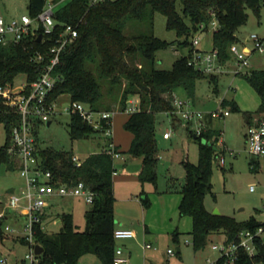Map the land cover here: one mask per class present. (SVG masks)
Here are the masks:
<instances>
[{"label":"trees","instance_id":"trees-1","mask_svg":"<svg viewBox=\"0 0 264 264\" xmlns=\"http://www.w3.org/2000/svg\"><path fill=\"white\" fill-rule=\"evenodd\" d=\"M46 3L47 0H28V15L36 19ZM263 6L264 0H107L92 6L89 0H70L55 12L56 31L46 38V44L30 37L19 44H0V85L12 83L20 76L26 77L29 83L36 80L48 64L46 53L54 38L65 25H77L78 37L65 47L60 64L54 69V74L62 77L63 81L56 86L52 98L66 95L70 102L83 103L98 112H124L129 100L136 98L139 110L131 114L124 125L133 135L128 153L130 158L142 159L138 175L140 182L155 183L158 162L156 115L173 110V96L178 91H183L188 99L194 101L197 82L203 78H208L217 93L218 76L205 75L188 65L193 51V36L199 31L209 30L215 21L213 49L218 51L221 63L226 64L232 60V48L238 41L237 30L247 21L246 10L258 12ZM156 13L164 15L167 30L182 39L177 44L178 48L188 49L187 56L177 60L170 71L156 69V52L167 49L171 43L153 34H124L128 21L151 25ZM35 50L46 55L44 62L31 60ZM239 76H243L257 92L260 109L264 113V70H252L249 75ZM221 105L239 111L234 101L223 99ZM251 119L249 116L248 124ZM18 122V115L3 109L0 125L4 126L7 136L0 147V164L9 168H14L15 163L7 149L11 144L12 128ZM68 132L71 140L79 141L99 131L79 115L72 114ZM220 134V130L212 126V120L208 121L207 129L200 136L188 132V139L198 144V161L196 164L182 163L185 182L180 191L179 211L181 216H190L193 220L190 234L195 252L205 248L212 233H225L229 243L237 241L241 232L254 231L260 225L255 219L240 224L234 218L215 215L205 208L204 198L211 191L212 165L220 156L217 152ZM72 156V152L51 148L39 150L42 166L53 173L59 184L83 182L94 193V201L86 214L83 231L78 230L71 214L63 213L58 232H37L35 241L45 249L41 262L78 264L80 257L93 254L102 264H113L118 246L114 239V159L103 149L91 154L80 167H76ZM253 163V159L249 158L250 168ZM140 200L143 206L149 205L147 199ZM6 238L0 230V242ZM20 243L25 244L23 240ZM224 263L225 260L220 257L215 262ZM257 263L264 264L262 239L258 241V252L254 256L249 257L240 251L234 264Z\"/></svg>","mask_w":264,"mask_h":264},{"label":"rangeland","instance_id":"rangeland-1","mask_svg":"<svg viewBox=\"0 0 264 264\" xmlns=\"http://www.w3.org/2000/svg\"><path fill=\"white\" fill-rule=\"evenodd\" d=\"M58 3L54 12L65 6L70 0H47V4ZM247 21L237 30L238 41L234 45L240 52L250 56L252 70H264V55L253 51L248 43L251 35L257 34L264 38V6L255 12L246 10ZM0 15L12 19H20L28 15V0H0ZM211 25L207 31H199L194 36L200 38L196 49L200 52L213 50ZM124 34L134 36L137 34H153L160 40L171 43L167 49L156 52V69L170 71L177 60L187 56V48H178L175 32L166 28V17L156 13L152 24L128 21ZM192 36V35H191ZM191 40V37L189 38ZM177 50V51H176ZM232 64H228L226 71L229 74L218 76L217 93L209 83L208 78L197 82L196 97L192 101L183 91L177 96L183 100L188 99L199 112L210 113L219 108L222 99L234 101L239 111H232L230 107H222L229 111L224 120L212 121V126L220 130L223 146H217V152L224 158V165L214 161L211 169V191L204 198L205 208L213 213L218 210L220 215L234 218L238 223L244 224L251 219L264 223V172L252 170L249 166L250 155L247 152L246 133L248 117H264L260 109V98L243 76H234ZM24 80L20 76L16 81ZM137 101L136 98H133ZM128 104L127 108H129ZM70 107V99L64 95L58 99L57 113L51 117L50 124L41 123L36 127V138L39 149L51 148L56 151L72 152L85 160L91 154L97 153L108 145V139L103 131H99L89 138L73 141L69 135L70 115L66 108ZM128 111L114 112L111 118L112 140L122 159L114 160L117 174L113 176L115 190V225L123 228L135 224L136 237L132 241L133 254L130 262L142 264L144 259V242L156 247L164 264H212L220 254L213 250V245H221L227 240L223 232H215L208 236L207 244L203 250L194 251L191 231L193 220L190 216H181L179 205L181 201V188L185 182L183 162L196 164L198 161V144L188 139V128L179 122L172 124L165 114L156 115V140L158 162L156 166V182L141 183L139 172L142 168V159L131 160L129 150L133 135L125 129V123L130 118ZM178 121V120H177ZM172 131L168 140L163 138L166 131ZM6 131L0 125V147L6 141ZM173 177V179H172ZM24 186L16 164L9 168L0 164V209L7 203L8 195L18 192ZM251 187L255 191H251ZM129 198V200H125ZM141 198L147 199L149 205L143 206ZM91 206L79 199H55L49 211L44 227L48 233L58 232L61 228V215L69 213L78 230L86 228V214ZM12 213V212H11ZM15 227L13 221H0V230L4 234L5 225ZM149 228V235L145 241L143 227ZM142 231V234H141ZM3 243L0 242V259H7L10 264L15 256L22 258L28 248L16 240L12 235ZM152 237V238H150ZM14 250H9V246ZM180 248V252L177 248ZM168 249L175 252L174 256H167ZM78 264H102L93 254H86L78 259ZM258 264V263H257Z\"/></svg>","mask_w":264,"mask_h":264},{"label":"built area","instance_id":"built-area-1","mask_svg":"<svg viewBox=\"0 0 264 264\" xmlns=\"http://www.w3.org/2000/svg\"><path fill=\"white\" fill-rule=\"evenodd\" d=\"M107 0H89V4L97 5ZM54 4H47L36 19L29 15H23L20 19H6L0 15V44L8 42L19 44L27 38H39L46 44V38L55 34L57 23L54 20ZM213 29L216 22H212ZM40 29L42 32L40 33ZM78 37L77 25L67 24L63 30L54 38L48 48V64L40 73L36 80L29 83L24 77L22 81H14L5 85H0V114L3 109L7 113L19 116V122L12 128L11 144L7 153L13 158L17 165L20 177L24 180V186L18 192L13 191L8 195L7 203L0 209V221H13L15 227L5 225L4 234L12 235L20 242L23 240L28 248L27 253L21 258L22 264H42L41 256L36 255L35 246L38 245L35 237L38 231L47 232L44 222L53 207L55 199H79L86 205L91 206L94 201V193L86 187L83 182L76 185L59 184L53 173L45 169L39 157V147L36 138V127L41 123H50V119L57 113L56 107L58 99L52 98L58 83L63 78L54 74V69L60 64L61 55L65 47L71 44ZM200 43L198 36L192 38V56L188 60V65L195 70L210 76H220L229 74L226 71L227 65L232 64L234 76L249 75L252 71L250 56H246L237 48H232V60L226 64L219 60L218 51L200 52L196 47ZM248 43L253 46V51L264 55V38L257 34L249 37ZM45 54L40 50H35L31 58L35 63H42ZM223 100V99H222ZM210 113H202L194 109L192 102L188 99H181L177 95L173 96V110L164 114L170 121L181 122L189 132L195 136H200L206 129L208 121L224 120L229 116L228 110H223V106ZM130 114L139 110V102L130 99ZM3 107V109H2ZM69 115H79L84 122L96 131H103L109 140L104 151L112 156L114 160L122 159L112 140L110 128L111 118L114 112L94 111L83 103L70 102V107L65 110ZM178 120V121H177ZM172 131H166L163 138L168 140ZM247 152L253 159L252 169L264 172V117L253 116L247 127L246 133ZM217 146H223V141L219 137ZM84 160L73 154L72 162L76 167H80ZM218 163L223 166L224 158L220 155ZM117 174L114 169L113 176ZM251 191H255L251 187ZM12 212V213H11ZM264 213V206L262 209ZM3 234V235H4ZM135 234L130 229L116 228L114 239L119 242L134 238ZM264 241V223H260L256 230H245L241 232L237 241L224 242L221 245H213V250L219 252L220 258L225 260L224 264H234L238 259L240 251L245 252L249 257L258 252V241ZM155 249L151 244H145L144 250ZM169 257L174 256L172 249L167 250ZM216 262V261H215ZM213 262L212 264H215ZM1 264H6L5 259H0ZM129 257L120 246H117L114 254L113 264H128Z\"/></svg>","mask_w":264,"mask_h":264},{"label":"crops","instance_id":"crops-1","mask_svg":"<svg viewBox=\"0 0 264 264\" xmlns=\"http://www.w3.org/2000/svg\"><path fill=\"white\" fill-rule=\"evenodd\" d=\"M55 6L58 4L57 2L56 3H53ZM6 19L10 20L12 18H9V17H6L4 16ZM131 160H138V159H134V158H130ZM173 179V177H172ZM115 190H116V186L114 185V180H113V192L115 193ZM115 196V194H114ZM116 199V198H115ZM76 200V199H74ZM125 200H129V198H125ZM116 203V202H115ZM134 227H135V224L133 223L131 226H127V227H123L122 229H130L134 232L135 234V237H136V233L134 231ZM117 228V227H116ZM79 231H83V230H79ZM143 236H144V239L146 241L147 237H148V233H149V228L147 226H144L143 229ZM142 231H141V234H142ZM134 238H130V239H126V240H121L118 242V246H120L123 251L125 252L126 255H128L129 257V263L128 264H134V263H131L130 260H131V257H132V254H133V250L130 248L132 244V241H134ZM152 238V237H150ZM13 243V247L11 248L10 246L8 247L9 250H14V241H12ZM3 243V242H2ZM145 244H148V243H145L144 242V245ZM151 244V243H149ZM167 255V253H165ZM168 256V255H167ZM6 260V264H8V260ZM1 264V263H0ZM10 264H22L21 263V258H17V256H15L14 260L10 263ZM142 264H164L163 263V260L160 258V255L158 254V250L157 248L155 247V249H150V250H144V259H143V262Z\"/></svg>","mask_w":264,"mask_h":264},{"label":"water","instance_id":"water-1","mask_svg":"<svg viewBox=\"0 0 264 264\" xmlns=\"http://www.w3.org/2000/svg\"><path fill=\"white\" fill-rule=\"evenodd\" d=\"M41 35L39 36V38H38V41H41ZM50 123H47V125H49ZM134 159H137V158H134ZM216 161H217V163H218V158H216ZM213 214H215V215H220V213H219V211L218 210H215L214 212H213ZM44 251H45V249L41 246V245H36L35 246V253H36V255H38V256H42L43 254H44ZM177 251L178 252H180V248L178 247L177 248Z\"/></svg>","mask_w":264,"mask_h":264}]
</instances>
